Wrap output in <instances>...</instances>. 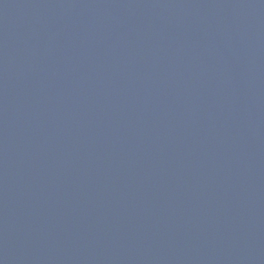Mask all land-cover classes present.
<instances>
[{
    "label": "water",
    "instance_id": "water-1",
    "mask_svg": "<svg viewBox=\"0 0 264 264\" xmlns=\"http://www.w3.org/2000/svg\"><path fill=\"white\" fill-rule=\"evenodd\" d=\"M0 264H264V0H0Z\"/></svg>",
    "mask_w": 264,
    "mask_h": 264
}]
</instances>
